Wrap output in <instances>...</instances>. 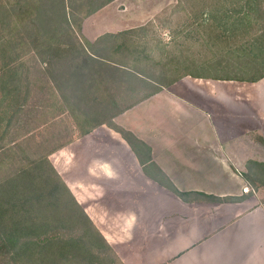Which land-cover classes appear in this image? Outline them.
Masks as SVG:
<instances>
[{
    "label": "crops",
    "instance_id": "crops-1",
    "mask_svg": "<svg viewBox=\"0 0 264 264\" xmlns=\"http://www.w3.org/2000/svg\"><path fill=\"white\" fill-rule=\"evenodd\" d=\"M113 122L127 136L108 127L115 156L92 161L87 189L124 262L264 264V77L187 75ZM102 182L122 207L103 205Z\"/></svg>",
    "mask_w": 264,
    "mask_h": 264
},
{
    "label": "trees",
    "instance_id": "trees-1",
    "mask_svg": "<svg viewBox=\"0 0 264 264\" xmlns=\"http://www.w3.org/2000/svg\"><path fill=\"white\" fill-rule=\"evenodd\" d=\"M111 1L0 0V264L114 262L115 249L48 155L24 161L32 133L15 134L33 89L27 55L46 65L39 73L54 84L62 109L76 118V99L92 98L97 75L109 73L117 80L130 81L133 73H139L107 53L111 39L126 32H106L95 41L85 40L79 32L83 18ZM178 1L188 17H196L205 38L226 45L233 57L230 65L221 60L217 68L227 67L226 74L187 71L177 80L187 75L246 81L264 77V0ZM124 46V41L115 44V50ZM139 101L128 102L110 119L94 121L93 113L87 111V119L75 127L84 135L106 123L126 137L113 119Z\"/></svg>",
    "mask_w": 264,
    "mask_h": 264
},
{
    "label": "rangeland",
    "instance_id": "rangeland-1",
    "mask_svg": "<svg viewBox=\"0 0 264 264\" xmlns=\"http://www.w3.org/2000/svg\"><path fill=\"white\" fill-rule=\"evenodd\" d=\"M133 18L136 20L133 21ZM195 18L186 15L178 0H113L83 18L79 32L85 40L95 41L112 30L117 34L126 32L111 39L107 53L139 73H133L130 81L126 78L117 80L109 73L97 75L92 95L97 102L91 96H87L86 100L76 99L77 118L71 111L62 109L54 84L44 80L45 76L39 73L38 69L46 65L32 55L24 58L26 64L32 67L33 79L29 107L15 125V134L32 133V139L26 145L27 158L24 161L47 154L76 198L78 195L83 200L78 201L91 218L96 214L95 195L87 189V185L91 187L92 184L91 163L95 158L107 157L109 153L111 157L115 156L112 154L114 151L109 150V143L117 139L111 136L108 130L111 126L106 123L84 135L75 126L87 119V111L93 113L94 121L110 119L128 102L141 100L162 86L172 84L187 71L202 75L228 73L227 67L220 69L222 71L217 68H220L221 60L230 65L233 55L227 52L226 45L205 38ZM122 41L125 42L123 50H115V44ZM84 85L88 87L86 82ZM27 120L26 128L24 122ZM63 142L68 143L60 146ZM101 184L106 186L105 196L101 199L103 205L110 208L109 211L122 207L124 199L118 197L119 192L107 190L106 182ZM115 252L112 264H127L122 256L129 253V249L121 245Z\"/></svg>",
    "mask_w": 264,
    "mask_h": 264
}]
</instances>
